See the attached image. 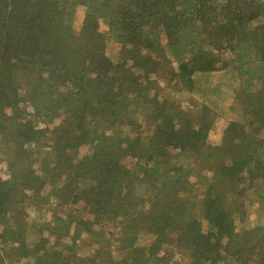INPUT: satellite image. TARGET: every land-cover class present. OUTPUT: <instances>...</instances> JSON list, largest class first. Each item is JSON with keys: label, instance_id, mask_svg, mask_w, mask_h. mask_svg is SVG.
<instances>
[{"label": "trees", "instance_id": "16d2710c", "mask_svg": "<svg viewBox=\"0 0 264 264\" xmlns=\"http://www.w3.org/2000/svg\"><path fill=\"white\" fill-rule=\"evenodd\" d=\"M0 161V264H264V0H0Z\"/></svg>", "mask_w": 264, "mask_h": 264}, {"label": "rangeland", "instance_id": "374dc122", "mask_svg": "<svg viewBox=\"0 0 264 264\" xmlns=\"http://www.w3.org/2000/svg\"><path fill=\"white\" fill-rule=\"evenodd\" d=\"M84 12H85V8H78L77 10V13L74 17V30L76 33L80 32V29L82 27V23H83V20H84ZM165 72H161L160 74H164ZM166 85L165 83H162V86ZM170 88L167 90L168 92V96H165V95H161L160 96V99H164L165 97H168L170 100H173L174 101V104L178 107V110H177V113L180 117L182 118H185V116L190 112L192 111L195 106L189 96L186 94V93H181L178 91V88L177 90L176 89H173L171 86H169ZM189 126H192L193 123L189 122L188 124ZM194 125H196V123H194ZM142 133L146 134L147 131L142 129L140 130ZM134 134V131L132 132ZM222 127L221 126H218V125H215L213 130L210 131L209 133V136H208V143L211 145V147H214V146H217L221 143L222 141ZM84 149V148H83ZM175 151H173L174 154L176 153H179V151L177 149H174ZM191 155V154H190ZM185 156H189L188 154H184L182 155V159L187 161L189 158L185 157ZM3 159V158H2ZM205 166H208V167H212L211 164H206ZM35 168H37V165L35 166ZM0 174H1V177H3L4 179H7L8 178V163L6 161H0ZM204 175H202V179L204 180V177L205 176H208L210 175V178L212 180L211 182V186L215 187V186H219V185H214V184H218V179L216 177V174L214 175V173H212L210 170H208L207 168L204 169ZM43 194L46 193L45 191L42 192ZM258 207V204H257V200L254 199L253 201V208H257ZM253 213V212H252ZM251 213V214H252ZM28 214H29V218L30 220L32 221V223H35V224H38L40 219H41V216L39 217L38 213L35 211V210H28ZM42 218H45V219H48L47 216L45 217H42ZM251 225H255V224H258V225H264V222L262 221V217H257L255 214H252L251 215ZM10 223H14V220H11ZM29 240L33 241L34 238H35V235H33L32 233H29ZM89 242L90 240L89 239H86V240H80L79 241V244L82 246L83 250L81 252L82 255H87V253H89ZM261 242V241H260ZM263 240L261 243L259 244H256V242H251V246H255V247H258L259 250H262V245H263ZM8 249H12V246H10ZM256 258L258 257V255L256 254L255 256Z\"/></svg>", "mask_w": 264, "mask_h": 264}]
</instances>
